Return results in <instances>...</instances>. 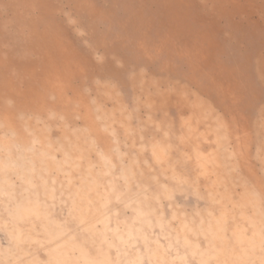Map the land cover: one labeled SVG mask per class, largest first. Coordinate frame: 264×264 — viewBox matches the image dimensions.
<instances>
[{"label": "rangeland", "instance_id": "obj_1", "mask_svg": "<svg viewBox=\"0 0 264 264\" xmlns=\"http://www.w3.org/2000/svg\"><path fill=\"white\" fill-rule=\"evenodd\" d=\"M77 1L0 0V264H264V0Z\"/></svg>", "mask_w": 264, "mask_h": 264}, {"label": "bare ground", "instance_id": "obj_2", "mask_svg": "<svg viewBox=\"0 0 264 264\" xmlns=\"http://www.w3.org/2000/svg\"><path fill=\"white\" fill-rule=\"evenodd\" d=\"M19 1H21V2H23L27 7V9L28 10H30V11H32L31 9H35V8H37V9H39L40 10V13H42V15H43V18L41 19V20H43V25H44V27H43V35L41 34V32L39 31V29L38 30H32V35H35V37H34V40L36 41V42H38L39 41V43H40V45L42 46L43 45V43H44V41H46V45H47V48L49 47V46H51V44H52V41H53V38H52V36H53V34L55 33L56 35H60V33L58 32V29L57 28H53L52 27V24H53V20H54V18H51V10H52V8H51V4H50V0H19ZM74 3H75V6L76 7H79V8H81V9H83L84 7V5H86L87 7H91V5L90 4H85V3H83V2H79V1H77V0H74ZM89 3H91V2H89ZM156 7V6H155ZM86 9V8H85ZM165 9V8H164ZM87 11H89V10H87ZM94 11V9L93 8H91L90 9V13H89V18H91L92 17V12ZM171 11V10H170ZM129 12H126L125 14H123V16L121 17V18H117V20L116 21H113V20H111V19H109L112 23H113V25L115 24V27L117 26L116 24H119L120 26L121 25H123L124 24V22L125 23H127L126 22V19H128V14ZM131 14V13H130ZM161 14H162V12H161ZM132 15V14H131ZM159 16V15H158ZM156 18V17H155ZM157 18H159V17H157ZM53 19V20H52ZM160 19V18H159ZM40 20V21H41ZM148 22H151V23H149V24H152V22L153 21H150L149 19H146ZM187 20V19H186ZM29 25H31V19H29ZM136 21H138V22H140V21H144L143 19H140V18H135V19H133L132 20V22H136ZM156 21H157V19H156ZM189 21V20H188ZM117 22V23H116ZM157 23V22H156ZM160 23V22H159ZM162 24V23H161ZM161 24H159V25H161ZM158 25V24H157ZM165 25V24H164ZM185 25H187V24H185ZM58 26V25H57ZM153 26V25H152ZM149 27V26H148ZM159 28V27H158ZM161 28V27H160ZM154 29V28H153ZM155 29H156V27H155ZM188 29H190V28H188ZM107 30H108V28H107ZM110 31V30H109ZM191 31V30H190ZM141 32L142 33H144L145 35H146V31L144 32V30H141ZM153 32V31H152ZM148 33H149V30H148ZM168 35V34H167ZM139 36V37H138ZM137 36V40H138V42H139V40H142L145 36H143V37H141V35H140V33H139V35ZM150 36V35H149ZM141 37V38H140ZM36 38V39H35ZM168 38H171V36L170 35H168L167 36V39ZM140 45H142L143 44V42H140L139 43ZM39 45V46H40ZM144 45V44H143ZM63 46H65V45H63ZM60 47H61V45H60ZM46 50V49H45ZM47 54H48V56H49V61H50V57L53 55V53H52V51H50L49 49H47ZM64 56V55H63ZM67 56V55H66ZM65 56V58H68V57H66ZM212 69H214L213 67L211 68V70ZM208 76H210L211 78H210V81H212V83H214L213 84V86L215 87V89H217L218 90V92H219V95H217L219 98H225V99H222V100H227V99H229V95H233L234 93H232V92H234V90H235V88H226L225 86H223V85H219V84H217V81L216 80H218L217 78H215L214 77V74L213 73H211V72H209V74H208ZM49 78H54V75L50 72V75H49ZM217 84V85H216ZM229 86H230V84H228ZM212 85L210 84V85H208L207 87L209 88V87H211ZM224 88H226V89H224ZM226 97H228V98H226Z\"/></svg>", "mask_w": 264, "mask_h": 264}]
</instances>
